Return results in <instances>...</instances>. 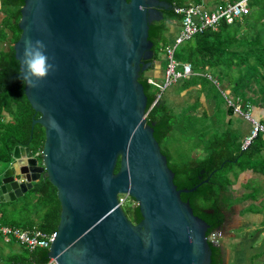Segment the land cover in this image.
Here are the masks:
<instances>
[{"label":"water","instance_id":"95a60500","mask_svg":"<svg viewBox=\"0 0 264 264\" xmlns=\"http://www.w3.org/2000/svg\"><path fill=\"white\" fill-rule=\"evenodd\" d=\"M170 7L160 0H23L12 44L19 76L27 39L45 43L55 71L38 87L22 78L39 113L31 132L35 124L44 129L41 161L22 143L7 149L0 203L22 197L40 178L50 181L61 207L47 251L56 264L211 263L209 225L180 197L197 185L174 184L138 80L153 65L149 25ZM127 196L137 203L138 223L123 211Z\"/></svg>","mask_w":264,"mask_h":264},{"label":"trees","instance_id":"16d2710c","mask_svg":"<svg viewBox=\"0 0 264 264\" xmlns=\"http://www.w3.org/2000/svg\"><path fill=\"white\" fill-rule=\"evenodd\" d=\"M160 1L167 2L171 7L162 10L163 18L161 20L153 21L149 25L148 39L153 42L154 51L152 60H155L158 52L169 43L167 36L169 21L176 20L175 22L178 23L180 21V16L174 13L173 6L201 4L203 2V0ZM222 1L219 0V2ZM22 4L23 0H3V5L7 8L0 29V39H7L9 45L6 48H0L1 158H6L7 149H12L17 143L28 146L35 154L41 150L44 141V129L41 125L35 124L31 132V121L33 117L37 118L39 113L33 110L25 96L24 80L19 76V63L14 57L12 48V44L20 35L17 23ZM249 8L248 14L232 23L222 21L216 30L207 28L203 32L195 34L191 39L185 41L184 45L182 44L178 53V58L182 59L181 62L191 63L193 71L216 68L217 70H213L218 72L215 74L216 79L228 78L226 80L232 81L230 84H235L237 93L242 97H244L241 95L244 90L248 86L252 87L253 83H258L259 86H255V88L264 93V85L262 86L259 82V80L264 81V0H251ZM239 30L249 31L252 34L249 37H242L244 33L240 35ZM234 67L238 69L237 74L231 73ZM146 71L140 73L138 80L143 85L147 96V111L158 89L149 83L150 77L147 76ZM248 74L252 77L258 76L252 84L250 80H245ZM241 81H245V84H240ZM218 89L222 95L221 89ZM228 107L232 111V108ZM145 117L146 122L152 125L154 129V137L159 142L162 153L167 157L168 166L174 173L173 182L177 188L190 189L197 185L193 191L181 193V199L188 201L193 213L209 225L207 235L216 229H221L225 222V209L230 204L223 202V195H225L230 180L226 178L225 183L222 184L218 180L217 172L224 171L225 176L233 169L234 163L243 169L247 167L248 163L258 160L259 158L257 159L256 156L261 146H256L255 142H263V135L259 134L246 149H242L239 145L235 148L236 151L232 148L233 143L228 141L229 137H226L223 139V143L218 142L215 147L207 149L203 158H197L190 164L180 165L173 163L169 152L161 148L162 141L167 138L172 127V114L168 113L164 102L160 99ZM119 165L118 161L115 171L119 169ZM32 194L37 196L33 213L30 214L32 217L28 219L17 217L16 214L21 210L15 206L16 201H9L0 203V221L23 229L37 227L44 232L55 231L61 210L56 188L47 178H40L23 195L25 199L23 207L29 204V196ZM119 197L122 198L123 195ZM128 201H130L131 206L127 205ZM6 204H12L13 207L5 209L3 206ZM122 208L134 224L140 221L141 215L133 198L127 196L122 203ZM209 244L211 250L210 264H223L220 245L212 242ZM47 251V249L38 248L32 253L16 254L4 259L3 264L24 262L30 259L42 262L47 259Z\"/></svg>","mask_w":264,"mask_h":264},{"label":"crops","instance_id":"0c3cea01","mask_svg":"<svg viewBox=\"0 0 264 264\" xmlns=\"http://www.w3.org/2000/svg\"><path fill=\"white\" fill-rule=\"evenodd\" d=\"M210 1L203 0L202 5L208 8L216 4ZM6 8L3 0H0V29ZM168 30L170 42L178 33L179 25H170ZM8 45L7 39H0V48H6ZM164 68L165 63L161 64L156 58L146 74L159 82L163 78ZM200 71L204 70H194L195 74L171 85L163 93L165 95L161 100L167 111L179 115L183 121H198L201 118L207 126L221 129L223 134L232 139V148L236 151L235 148L242 144L244 137L249 133L251 123L232 113L223 97V100L219 101L218 95L207 87L204 82L206 80L197 76ZM210 73L215 76L216 71L211 70ZM226 79L219 78L218 88L232 100L248 101L252 117L264 123V93L253 85L244 90L241 94L244 97L239 96L235 84H230L232 81ZM262 83L264 85V81ZM255 144L261 146L256 156L259 159L248 163L243 169L238 165L235 174L230 173L227 190L232 201L225 209V222L219 238L223 264H264V141H256ZM194 157H198L196 152ZM14 180L18 183L24 181L20 176H14ZM15 244L21 246L14 240L6 242L0 237V257L3 262L10 256L20 254Z\"/></svg>","mask_w":264,"mask_h":264},{"label":"built area","instance_id":"2783aa9c","mask_svg":"<svg viewBox=\"0 0 264 264\" xmlns=\"http://www.w3.org/2000/svg\"><path fill=\"white\" fill-rule=\"evenodd\" d=\"M250 1L251 0H236L230 2L228 0H223L222 2L218 1L214 6L208 8L203 6L202 3L173 6L174 13L180 16L179 30L173 40L164 46L165 68L163 78L159 82L155 81L153 78H149V83L155 86L158 90L146 111L145 116L161 99L163 91L177 83L180 79H187L195 74L191 63L181 62L176 59L175 55L178 46L191 39L195 34L203 32L207 28L216 30L222 21L232 23L233 21L240 19L243 15L248 14L250 10ZM197 74L200 75V73ZM203 76L218 86V80L211 73L207 72L203 74ZM221 93L227 105L232 108V113L240 115L251 123L250 131L244 137L241 144V148L246 149L259 134L264 135V123L252 117L251 105L248 101L240 99H238V101L237 99L232 100L224 93V91L221 90ZM33 155L38 157V155H41V150ZM119 199L122 198L119 197ZM221 235V230L216 229L207 235V239L209 242L219 244V238ZM54 236L55 231L44 232L37 227L23 229L0 221V237L6 242L14 240L29 253H32L38 248L48 250ZM0 264H3L1 257ZM13 264H56V262L52 257L47 256V259L42 262H36L30 259L28 261Z\"/></svg>","mask_w":264,"mask_h":264},{"label":"rangeland","instance_id":"374dc122","mask_svg":"<svg viewBox=\"0 0 264 264\" xmlns=\"http://www.w3.org/2000/svg\"><path fill=\"white\" fill-rule=\"evenodd\" d=\"M218 1L219 0H211L210 2L217 3ZM175 21L176 20H170L168 25L169 26L170 25L177 26V24L179 25V23L175 22ZM247 32L243 31V30H239L238 33L240 35L242 33H244L242 35V37H246V36L249 37L252 34V32L251 33L249 31H247ZM181 48H182V44L179 45L178 48L176 49V55L175 56H176L177 60L179 59L178 61H180V60L182 61L181 58H178V53L180 52ZM162 52L164 54V47H163V50L158 52L157 59L160 60L161 64H164L165 59H162ZM215 69L216 68H212V69L204 68V69H202L204 71H200L199 72L200 75H197V76L204 78L206 80L204 82L206 83L207 87L213 93L218 95L219 101H222L223 98L219 92L218 87L203 76V74H205L207 72L210 73L211 70H215ZM237 70L238 69L236 67H234V70H232L231 73L237 74V72H236ZM243 71H245V69H243ZM216 74H218V72H216ZM257 77L258 76L252 77L250 74H248L247 77H245V80L246 81L250 80L251 84H252L253 80H255ZM180 80H184V79H180ZM256 81L258 82V80H256ZM241 82L242 83H240V84H243V85L245 84V81H241ZM259 82H261V85L263 86L262 81L259 80ZM253 85H255L256 87L259 86L258 83L257 84L253 83ZM163 93H162V96L164 97L165 94H163ZM227 94L229 95V93H227ZM237 95H239V94L237 93ZM168 113L170 114L169 111H168ZM171 124H172V127L170 130V133L167 136V138H165L162 141L161 148L163 150H167L169 152V154L171 155V161L173 163L180 164V165L181 164H190L191 162H193V160H195L197 158H203L205 156V152L207 149H209L211 147L212 148L215 147L218 142L223 143L224 142L223 139L227 137L226 134L222 133L221 129H219L216 126H210V125L207 126L206 123H204V121L201 118L198 119V121L190 120V121L186 122V121H183L182 117H180L179 115L172 114ZM228 141L233 143L232 139L228 138ZM195 152L197 153L198 157H194ZM37 159H38V162L40 163L41 157H38ZM237 166L238 165L236 163H234L233 169L231 171H229L225 176L223 173L224 171L217 172L218 173V180H220V182L222 184H224L225 183L224 180H226V178L230 179V173L233 174L237 170ZM258 185H260V184H258ZM262 189H264V188H262ZM225 194L226 195H223V202L225 204H227L232 200L229 198L228 190L225 192ZM29 199H30L29 204L27 206H24V207H23V203H24L25 199L23 196L14 200V201H16L15 206L17 207V209L21 210V212H18L16 214L17 217H20L22 219H28V218L32 217L30 214L33 213V209L36 205L37 196L35 194H32L29 196ZM130 204H131L130 201H128L127 205L131 206ZM3 207H5V209H8V208L11 209L13 207V205L12 204H9V205L6 204V206H3ZM15 247H17L20 254H25L26 252H28L27 250H24V248H22L21 246H18L16 244H15Z\"/></svg>","mask_w":264,"mask_h":264},{"label":"clouds","instance_id":"9594fccd","mask_svg":"<svg viewBox=\"0 0 264 264\" xmlns=\"http://www.w3.org/2000/svg\"><path fill=\"white\" fill-rule=\"evenodd\" d=\"M22 78L30 87H38L40 81L55 71V65L50 63L47 46L41 40L27 39L20 54Z\"/></svg>","mask_w":264,"mask_h":264},{"label":"flooded vegetation","instance_id":"af4514ba","mask_svg":"<svg viewBox=\"0 0 264 264\" xmlns=\"http://www.w3.org/2000/svg\"><path fill=\"white\" fill-rule=\"evenodd\" d=\"M163 10V9H162ZM132 205H134V203H132Z\"/></svg>","mask_w":264,"mask_h":264}]
</instances>
